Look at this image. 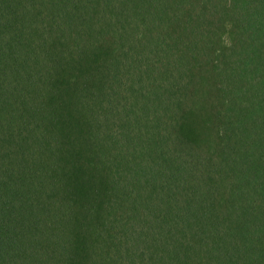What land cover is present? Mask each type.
I'll return each mask as SVG.
<instances>
[{
  "label": "trees",
  "instance_id": "1",
  "mask_svg": "<svg viewBox=\"0 0 264 264\" xmlns=\"http://www.w3.org/2000/svg\"><path fill=\"white\" fill-rule=\"evenodd\" d=\"M0 264H264V0H0Z\"/></svg>",
  "mask_w": 264,
  "mask_h": 264
}]
</instances>
